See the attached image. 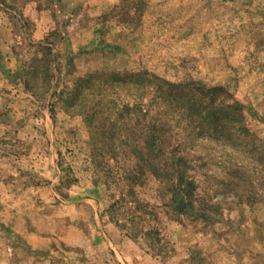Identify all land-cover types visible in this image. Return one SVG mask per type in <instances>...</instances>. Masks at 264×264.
I'll use <instances>...</instances> for the list:
<instances>
[{
	"label": "rangeland",
	"instance_id": "rangeland-1",
	"mask_svg": "<svg viewBox=\"0 0 264 264\" xmlns=\"http://www.w3.org/2000/svg\"><path fill=\"white\" fill-rule=\"evenodd\" d=\"M1 25L0 264H264V0H0ZM161 79L241 122L158 156L154 106L114 120Z\"/></svg>",
	"mask_w": 264,
	"mask_h": 264
},
{
	"label": "trees",
	"instance_id": "trees-1",
	"mask_svg": "<svg viewBox=\"0 0 264 264\" xmlns=\"http://www.w3.org/2000/svg\"><path fill=\"white\" fill-rule=\"evenodd\" d=\"M129 76L133 79L130 82L140 84L136 86V89L142 87L141 90H143L146 84L149 85L154 82L153 79H150L152 75L149 76V74L141 71L133 72ZM163 81V83L154 85V91L150 96L146 97L144 91H142L140 94L133 95L131 101L123 102L117 109L119 117L114 120V126L118 128L117 121L126 115L141 113L145 118L150 117L151 111H153L151 107L154 106L156 115L154 119L150 120L147 127L148 137L145 146L152 147V150L156 151L158 156L162 153L161 142L169 131L178 133L183 127L194 124L195 128L193 129H198L194 133L195 137L203 138L211 135L210 127L216 128V131L219 132L225 130V125L230 121H234V118L236 123L241 122L243 117L242 105L234 99L233 104L225 101L232 96L227 88L217 85L207 86L196 82L176 84L173 81ZM78 101L74 100L72 106L76 107L77 104L79 106ZM232 113H234V116ZM184 124L186 125L184 126ZM239 130L241 136L246 132L244 127L241 126H239ZM142 159L144 158L142 157ZM181 161L182 158L179 157L175 162L180 163ZM187 185L189 191L194 189L193 180L190 179Z\"/></svg>",
	"mask_w": 264,
	"mask_h": 264
},
{
	"label": "crops",
	"instance_id": "crops-1",
	"mask_svg": "<svg viewBox=\"0 0 264 264\" xmlns=\"http://www.w3.org/2000/svg\"><path fill=\"white\" fill-rule=\"evenodd\" d=\"M12 35V29L8 28L7 26L1 25L0 26V39H9V36ZM7 47V45H6ZM11 185L12 188L14 187L13 183L6 184V186Z\"/></svg>",
	"mask_w": 264,
	"mask_h": 264
}]
</instances>
